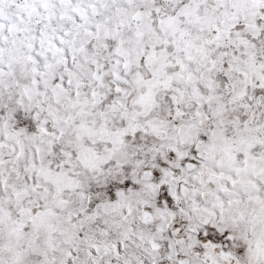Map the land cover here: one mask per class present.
Masks as SVG:
<instances>
[{
    "label": "snow or ice",
    "instance_id": "snow-or-ice-1",
    "mask_svg": "<svg viewBox=\"0 0 264 264\" xmlns=\"http://www.w3.org/2000/svg\"><path fill=\"white\" fill-rule=\"evenodd\" d=\"M0 264H264V0H0Z\"/></svg>",
    "mask_w": 264,
    "mask_h": 264
}]
</instances>
